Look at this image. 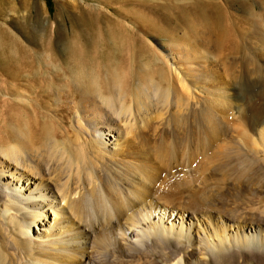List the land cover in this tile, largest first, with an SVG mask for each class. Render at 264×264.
Listing matches in <instances>:
<instances>
[{
    "label": "bare ground",
    "instance_id": "6f19581e",
    "mask_svg": "<svg viewBox=\"0 0 264 264\" xmlns=\"http://www.w3.org/2000/svg\"><path fill=\"white\" fill-rule=\"evenodd\" d=\"M259 1L261 4L256 0H239L249 14L245 16H248L252 23V27H250L252 31L249 36L254 42L242 41L243 34L239 28L238 31L242 34L241 38L236 36L231 28L223 26L220 21L217 23L218 35L215 39L217 44L215 41L214 45H218V51L220 49L221 51H228L227 55L223 57L226 58L230 55L236 57L237 60V63L233 64L235 66L234 69L232 68L233 71L228 70V72L231 71L232 75L227 72L231 78L236 79L234 87L231 86V88L237 89L235 92L233 91L234 94H237L235 99L242 103V123L237 126H234L236 120H233V116L230 118V113L232 108L238 112L240 107L236 102H231V104L230 101L232 100H226L227 96L223 95L220 89L217 91L218 93L222 92V94H217L225 96L224 102L228 101L232 107L228 105L229 103L226 106L221 102L222 100L220 101V98L215 99L213 97L210 101H201V103L197 101L198 104L200 103L199 107L188 110L190 101L188 104L185 101L193 98H191L186 86L189 84L185 83L188 77L186 73L199 71L194 79L197 83L204 84L206 70L204 72L203 69L206 68L200 66L201 69L197 67L193 69L194 65L188 66V63H191L189 62L191 61L190 55L188 56L189 52H185L180 47L174 46L175 48L163 49L167 55L161 56L156 50L147 49L145 51L146 49L143 50L144 47H137L138 45H133L130 41V44L120 42V37L116 36V33L115 39L119 42L109 46L111 37L110 39L108 35V37H104V33L101 34L99 40L101 48L93 51L88 46L92 39V35L89 33L85 35L80 31V33L73 35L68 32H59V38L62 41L69 40L71 36L83 39L85 49L81 52H75L69 47L66 48L64 52L67 57L60 62L55 55L61 51L62 45L58 46L60 43L45 48L47 59H45V67L40 69L41 75L55 74L57 76V74H62V77L66 79L61 84L63 91L58 97V102L53 103L52 109H49L52 112L46 113L38 110V108L42 109V106L40 103H36L34 99L39 100V93L33 98L36 106L33 105L24 116L17 113L16 105L10 106L6 100H0V124L3 119L6 121L5 116L10 109L9 127L0 125V200L7 199V201H3V209L0 210V212L2 211L0 213V264H85L86 262L94 264L86 253L88 245H91L97 255H102L101 258L107 257V253L111 252L107 248L114 247L118 243L119 235H126L124 223L135 228L141 222L143 224L146 221L149 222L152 215L158 214L157 206H154V201L150 198H152L153 189L158 187L157 185L161 180V189L157 190V197L160 201L168 206L176 202L196 211L210 209L217 203L218 197L216 195L219 196L220 191L218 193L213 192V190L210 191L212 188L204 182L210 176L205 171L210 168L212 170V167L222 172L219 174H223L224 177H234L233 181L235 184L236 181L239 182L240 186L242 183H247V185L256 186L258 184L260 187L259 184L264 183V67L262 70L257 67L253 60L255 57H252L251 52L258 50L264 54V0ZM248 32L244 33L246 37ZM197 44L199 43L197 42L193 46H197ZM201 44L205 45L202 42ZM201 44L200 47L203 50ZM204 50L206 49L204 48ZM195 52L197 53V51ZM204 54L202 53V55ZM148 57L152 58V63L144 65L145 69H143L144 67H140L139 64L144 61L143 59H150ZM11 58L15 67L19 59L21 66L26 69V61L28 59L32 61L34 55L17 48L13 51ZM173 63H178L179 67L187 64L186 73L183 69L184 78L181 77V79L179 75L173 74L178 70L175 68L178 65L174 67ZM53 68L56 70L54 71ZM211 82L209 83L212 84L213 82ZM222 82L219 85H222ZM229 83L232 84L231 81ZM220 88L222 89V87ZM212 92L214 93V91ZM172 96L176 98L173 102H175L174 108L177 110L173 113H167V111L158 113L159 116L155 114L157 121H161L158 119L166 116V126L164 125L165 128L162 127L163 130L160 134H158L160 128H156L158 130L156 133V125L153 126V147L146 149L147 153L140 151L138 148L140 144L146 146L145 142L151 141L149 137H147L148 141L145 138L146 135L150 136L148 135L149 131L154 125L152 121L156 122L151 116L154 114V106L161 105L160 108L163 106V109L168 110L172 106V101H170ZM151 110L153 114H151ZM126 115L135 120H131L134 123L128 124V128L125 129L131 139L125 134L122 137V132L118 130L120 127L116 128L118 126L116 118L126 117ZM138 116L139 119L141 117V122L136 120ZM74 119L77 121L76 126L71 125ZM90 128H93V132L88 131ZM98 131L106 137L117 132L118 140L123 138L125 142L118 144L113 155L112 153L106 155V146ZM3 132H6L7 142L1 138ZM87 132L90 133H88L89 138L84 136V133ZM157 134L158 139L156 138ZM134 140L140 143L138 147ZM109 150H113V148ZM151 153L157 160L161 161L163 166L169 169L167 174L164 175L165 172L162 169L155 167L154 161L156 160H152ZM30 159L33 160L34 164L33 166L26 165L27 169L31 170V173H28L23 168ZM180 159L184 162V164L180 162V166H186L187 170L183 169L178 172L173 168L179 165ZM44 163L46 165L53 164L50 174L54 175L52 179L55 188L59 191L62 200L66 201L70 215L64 218L65 221L63 220V224L58 227L56 234L50 233L43 239L35 236L36 238L32 240L29 239L31 234L28 233L34 224H37V219H40L41 216L40 212L38 213L36 210H42L44 207L39 209L38 205L32 202L34 199L31 197L28 198L30 201L22 198L20 196L22 191L20 190L24 189L28 182L29 185H33L31 184L32 180L48 182L47 179L45 180ZM192 168L203 170L202 172L196 170L198 174H195L196 171ZM18 172L20 173L17 174ZM6 174L9 175L6 181L10 180L11 182L2 183ZM63 175L68 176L67 181L73 178L77 185L80 184L78 185L80 189L79 193L77 192L78 198L75 199L74 194H71L69 181L61 183L62 185L59 184L64 177ZM212 175L215 174L212 173ZM218 178L215 179L218 180ZM12 182H15L14 188H10ZM196 182L199 183V186L196 185L197 190L193 189L194 191L190 194L188 191ZM228 182L230 181L228 180ZM38 187L39 185H35L36 189ZM45 188L44 190L48 191V194H53L52 187L47 184ZM242 188L245 187L242 185ZM28 191L30 193V188L25 190V193ZM215 193L217 194L215 195ZM71 195L74 199L71 198ZM231 195L233 196V194ZM178 196L183 197L181 199L176 198ZM247 202L249 203V200ZM221 203L223 205L225 201ZM9 211H13V213L7 215ZM223 211L222 213H224ZM230 211L231 213H238L233 209ZM261 212L264 214V210ZM231 213L230 217L233 215ZM160 214L166 215V213ZM262 218L264 219V217ZM161 220L162 218H157L155 223L146 222V229H143L141 233L139 232L140 236L136 235V244L128 247L130 253L127 255L138 258L135 260L136 264L148 262L151 252L154 251L158 252L167 264L181 263L182 260L178 259L176 253L186 248L181 247V242L185 236L189 237V235L186 234L187 232H183V227L179 226L180 228L177 230L173 229L172 224V228L162 226ZM236 223L238 225L233 231L237 228L240 236L237 233L225 234L222 226V231H215L216 235L212 240L210 237L199 238V244L204 247L207 258L203 263L190 260V264H239L238 254L233 250L235 248L239 251V259L243 260L242 263L253 258L259 259L262 253L260 254L255 250L264 247V236H260V233L264 232L261 227L264 224L251 222V226L248 227L239 226L240 221H236ZM33 234L35 235V232ZM257 239L259 240L255 241ZM187 240L189 239L187 238ZM149 241L150 247L148 248L146 243ZM115 253H119V256L115 257L116 261L113 259V264H125L122 259L124 251H115ZM113 256L115 255L112 254ZM190 257L193 259V256ZM104 260L108 261V259ZM104 260L100 264H104Z\"/></svg>",
    "mask_w": 264,
    "mask_h": 264
},
{
    "label": "rangeland",
    "instance_id": "374dc122",
    "mask_svg": "<svg viewBox=\"0 0 264 264\" xmlns=\"http://www.w3.org/2000/svg\"><path fill=\"white\" fill-rule=\"evenodd\" d=\"M256 1L259 4H261L259 0H256ZM240 7L242 8V10ZM243 9L244 8L240 4L239 0H0V78H1L0 100H6V102L9 103L10 106L12 104L16 105L17 113L24 116L27 113V111H30L31 107L35 105V103L33 102V98L36 96L37 93H39V100L34 99L36 103H40V106H42V109L38 108V110L42 112H46V113H51L52 111L49 109H52L53 103L58 102V97L63 91L62 89L63 87L61 86V84L66 79L62 77V74L60 75L57 74V76L55 74L41 75L40 69L42 67L43 68L45 67V59H47L45 48L49 45L60 43L58 44V46L62 45L60 47L61 51H59L58 54H55V55L58 61L62 62L67 57V54L64 52L66 48L69 47L75 52H81L85 49V45L83 44V39L76 38L74 36H71L69 40L62 41L59 38L60 33L68 32L73 35L76 33H80V31L81 33H84L85 35H88L89 33V35H92V39L90 43L88 44V46L93 51L99 50L101 48V44L99 40L101 39V34H104V33H105L104 37L109 36L108 37L109 39L111 37L110 39L111 42L109 43V46L115 45L116 43H118L119 41L115 39V33H116V36L118 35L120 37V42H123L125 44H128V43L130 44L131 42L133 45H138L137 47H141V48L144 47L143 50L146 49L145 51H147V49L156 50L157 52H159L161 56L167 55V53L164 51L165 49H171L174 46L178 48L180 47L185 52H189L188 56L190 55L189 58L191 59V61L189 62L191 63H188V66H190V64L194 65L193 69L195 67L199 69L206 68L203 70L204 72L206 70L207 73L205 72L206 74L205 83L204 84H201L200 82L197 83L194 78L197 77L196 75L199 73V71H196V73L195 72L191 73L190 71L189 73H186L187 71L185 72V69H187V64L182 65V66L180 65L179 67L178 63H173L174 67L178 65L175 68L176 69L178 68L179 70V71L178 70L175 71V73L173 72L174 75L175 74L176 76L179 75V78L183 77L184 75L183 69L186 75L188 74L187 81L185 83L189 84L186 86L189 90V94H191L190 95L191 98H193V99L185 101L187 104H188V101H190L188 110L195 109L196 107L198 108L201 101L202 102L210 101L211 98L213 99V97L215 99L220 98V101L222 100L221 102L226 104V106H227V103H229L228 101L232 100L230 101V103L236 102L238 104V107H240V110L238 112L235 108H232V111H231L232 114L230 113V118L233 116V120L234 121L236 120L234 122L235 123L234 126H237L242 123L241 116H242L243 109H241L242 103L238 102L237 99H235L236 98L235 95L237 94L236 93L234 94V92L237 89H233L234 87L233 85H235L234 83H236V79H234L233 77L231 78V75H232L231 71L228 72V70L230 69L232 70V68L234 69L235 67L234 65H235V62L237 63V60H236V57H233L230 55L226 56V58L223 57L227 55L226 53H228V51L227 52L225 50L221 51L220 49L219 51L221 52H219L218 51L219 47L218 45L215 46L214 42L216 41L215 44H217V40L215 39H217V35H218V32H217L218 24L217 23L219 21L223 24V26L229 29L231 28V30L236 34V36H240L241 38L243 34L242 41L248 40L247 41L248 43L254 42V41H251V38L249 36L251 35L250 32L252 31L250 28L252 27V23L249 20V17L245 16V15H249L247 13V10L246 9L243 10ZM244 11H246V13H244ZM236 24L238 27L236 26ZM244 28H247V29H244ZM238 30L242 31V34L241 32L239 33ZM246 31L247 32L249 31L248 34H246L247 37L244 34V33H247ZM194 42L195 43L198 42L199 44H197V46H193L195 44ZM201 42L204 44L207 42L205 45L206 46L208 45V46L206 47L205 45L201 44ZM180 44L181 46H179ZM188 44L192 46L190 47V45ZM200 44L201 46L203 45V50L201 49L202 47H200ZM17 48H21L22 50L28 51L32 55H34V59L32 61L30 59L26 61V64H27L26 69L21 66V62L19 59L17 61L16 67L11 62L13 51ZM111 48H116V47H111ZM204 48L206 50H204ZM193 49L194 50L196 49L195 51H197V53ZM253 51H251L252 57H255V59L253 60L255 61V64L257 65V67H259V69L261 68L260 70H262V68L264 67L263 66L264 65V54H261L258 50H256L257 51V55H256V51L255 50ZM205 52L206 54H204ZM193 53L196 54L197 56L194 55ZM202 53L204 55H202ZM254 53L256 56L254 55ZM198 54H199V57H198ZM259 54L261 55L258 56ZM151 59L152 58L143 59L144 61H141V63L139 64L140 67L142 66L143 68L144 65L152 63ZM192 59L194 61V64H192L193 63ZM204 60L206 61L204 62ZM197 68L196 70H198ZM143 69H145V67ZM53 70L55 71L56 69L53 68ZM227 72L228 74L231 73V75H228ZM228 76L230 77L231 80L229 79ZM208 78H210L211 80ZM230 81L232 82L231 85L229 83ZM209 82H211L212 84H210ZM220 82H222L223 86L219 85L221 84ZM219 86L222 87V89ZM231 86L233 87L231 88ZM202 87L204 88L202 89ZM217 89L218 91L220 89V91L223 92V95L227 96L226 100L228 101L227 102L225 101L226 103L224 102L225 96H219L218 94L219 93L222 94V92L218 93ZM212 91H214V93ZM225 92L227 93V95ZM174 99L176 98L172 96L170 101H172L173 107L171 106L170 108H168V110L163 109L164 108L163 106L161 107L162 108L161 110L160 108L161 105L154 106L155 107L153 108L154 110L152 109L154 111V114L151 110L152 113L151 112L150 113L153 114L151 116L154 118L153 120H155L156 122L152 121L154 125H152V130L149 131L148 135L150 136L146 135V138H145L146 141H148L149 139H151V141L145 142L146 146L144 144L143 146H141V144L138 141L134 140L135 141L134 143L137 145V147L140 144L138 147L140 151L147 153L146 149L153 147L154 145V138L152 140V136H153L152 132L154 129L153 126L155 125L157 126V127L155 126V129L160 128L159 129L160 132H158L157 129L155 130L156 133L158 132V134H160L163 128H165L164 125L166 126V119H165L166 116L158 119L161 121H157L155 118L159 116L161 113H164L166 111L167 113L175 112L177 109L174 108L175 107V104H174L175 102H173L175 101ZM197 101H200V103L198 104ZM230 103L228 105H230ZM246 105L248 104L246 103ZM230 107H232V105H230ZM157 109L159 112L157 111ZM8 115H10V109L6 113V116H5L6 121L3 119L2 123L0 124L1 126L9 127ZM127 117L128 115H126V117L125 116L117 117L116 119H117L118 126H116V128L118 129L120 127L118 130L122 132L121 133L122 137L125 134L126 136L129 137V139H131V136L128 134L127 131H125V129L128 128L127 126L128 124L134 123L135 120L134 118L130 116L128 117V120H127ZM137 118L138 119L136 120L138 122L142 121L141 117L140 119H139V116ZM131 120H134V121L131 122ZM160 122L161 123L163 122V123L161 124ZM76 123L77 121L76 119H74L71 125L76 126ZM88 131L93 132V128H90V130ZM88 133L89 132L84 133V136L86 138H89L90 133L89 134ZM116 133L110 134V137L109 136L106 137L99 132V136L102 138L103 143L106 146L105 147V150L107 153L106 155H109V154L111 155V153L113 155L114 149L117 150L116 147L118 146V144L125 142V139L123 138L122 139L119 138L118 140ZM158 134L156 136L157 139H158ZM6 137H7L6 132H3L1 135V138L6 141ZM147 137H149V139H147ZM111 148H113V150H109ZM151 155L153 156V157L151 156L152 160L153 159L156 160V161L153 160L155 167L157 168L159 167V169H162V171L165 172L164 175L167 174L168 173L167 170L169 169L166 168V166H163L161 161L157 160L154 154L151 153ZM180 162H183V161L180 159L179 165L174 166V168L172 166V168L176 169L175 171H178V172L182 171L183 169L187 170L186 166L184 165L180 166ZM33 164H34L33 160L31 161L30 159L27 163H25V166L23 169H26L25 170L26 172L31 173V170L27 169V166H33ZM44 164H43L44 165L43 167H44V172H45V177H46L45 180L47 179L48 182H39V181L36 182L35 180H32L31 184L33 185H29V182L26 183V185L28 184L27 185L28 188H30L31 190L30 193L29 191L25 193V190L28 189L25 185V188H24L25 190L24 189L20 190L22 191L21 193L22 195L18 194L25 200H27L30 197L34 199V201L32 199L31 200L32 202H34V204L36 203L38 205L39 209H42L44 207L42 210H38V211L36 210V212L38 213L40 212L41 216H40V219H37V224H34V227H32L30 229V232L28 233L29 235L31 234V236H29L30 237L29 239H32V240L36 237H38L39 239H43V237H45L46 235H49L50 233L56 234L55 232L58 229V227H60L61 224H63L64 218H66L67 215H70V210H69L68 205L66 204V201L62 200L61 195L59 196L60 194L59 191L55 188V183L53 182V179H52L54 178V175L50 174L52 173L53 167L51 166H53V164L52 163L47 164V165L46 163ZM194 170L195 171L198 170L202 172L203 169L195 168ZM210 170L211 168L205 171L208 174V176L210 174L209 176L210 178L209 177L206 178L208 180L204 182L206 183V185H210V187L212 188L210 189V191L213 190V192H217V193L218 191H220L219 196L217 193H215V195L217 194L216 197H218V200L216 202L218 203V201H220L218 204L217 203L215 204L214 206L215 208L212 207L207 210L200 209L196 211L195 209H190V207L188 209L184 205L177 204L176 202L173 205L169 204V206L164 204L157 197V190L161 189L162 180L159 182L158 185L156 184L158 187L153 189V195H152V198H150V200L154 201V206L155 205L157 206L156 210L158 214L155 215L156 217L152 215L151 216L152 219H150L149 222L146 221L147 223L149 224L151 222L155 223L157 222V218H162L161 220L162 226L166 228H172L173 226V229H177V230H179L180 227H183V232L184 233L187 232L186 234L189 235V237L185 236L183 238L184 240L181 242L182 243L181 247L183 246L186 248L182 249V251H179V253H176L177 251L175 252L178 259L180 258L182 260L180 264H190V260L193 262L195 260V262L203 263V261L207 257L205 256L206 254H205L204 247H202V245L199 244L200 242L199 238L210 237V239L212 240V238H214V236L216 235L215 231H218V232L222 231V228H221L222 226L224 228L225 234L227 233L236 234L237 233L238 236H240V232L239 230H237V228L235 229V231H233L235 226L238 225L236 221H240L239 226H248V227L251 226L250 224L251 222L252 223L257 222V223L264 224L263 222L264 219L262 218L264 217V214L261 212L264 210V189H263L264 186H262L264 185V183H262V185L260 183L259 184L260 187L258 186V184H257L258 186L257 187L256 185H251V184L247 185V183L246 184L242 183L240 186L239 182L237 181H236L237 185L235 184V181H233L234 177L225 176L226 177L225 178L223 174L222 175L219 174L222 172H220L217 168L213 169L212 167V170L211 171ZM19 173L20 172H18L17 174ZM196 173L197 171L195 172V174ZM212 173L215 175H212ZM7 176L9 175L6 174V177L2 180V183L11 182L10 180L6 181ZM63 176L64 177L61 179V182L59 184L61 183L63 184L64 182L67 181L68 176L67 175H63ZM50 177H51V180H50ZM217 177H219L218 180L215 179ZM73 180L74 182H72ZM228 180L230 182H228ZM68 181H67L68 185L69 187H71L70 188L72 192L71 194L72 195L74 194L73 197L75 199L78 198L77 197L79 196L78 191H80V189L78 188V185L80 184L77 185V183H75L76 182L75 179L73 178ZM12 183L13 184L12 186H10V188H14L15 182H12ZM47 184L48 186L52 187L53 194H48V191H45L46 190L45 185ZM35 185L37 186L39 185V187L36 189ZM196 185L199 186V183L196 182L195 184L194 183L192 184V187L188 191L190 194L194 191L193 189L197 190ZM242 185L243 187L246 188L247 191L245 190V188H242ZM74 187H76L77 189ZM236 187H239L240 189L239 188L237 189ZM259 188L261 189L259 190ZM74 189L75 191H73ZM239 190L240 192H238ZM222 191H223V194H222ZM231 194H233V196L235 195L234 199ZM249 194H251L252 196ZM72 195H71V198H72ZM37 197L39 198V200ZM182 197L178 196L176 198L181 199ZM220 198L222 199L219 200ZM40 199L41 201L42 200L44 201L41 202ZM247 199L249 200V203L247 202L248 201ZM28 200L30 201V199ZM3 201H7V199L0 200V206H1L0 210L3 209L2 208L4 206L2 205ZM222 201H225V203H227L228 201L229 205L228 204L225 205V203H223L222 205L221 203ZM229 201H232V202H229ZM218 206L220 207L218 208ZM224 207L226 208L224 209ZM231 209L235 210L238 213H235V212L231 213L230 211ZM63 211L64 212L68 211V212L64 213ZM222 211L224 213H222ZM198 212L200 213L198 214ZM0 213H2V211ZM12 213L13 211L12 212L9 211L7 215L12 214ZM160 213H166V215L164 214L161 215ZM230 213L233 214L232 217L229 216ZM250 217L251 218L253 217V218L251 219ZM146 222H144V224L141 222V224L139 226L137 225L135 228H132L131 227L132 225L130 224L124 223L123 224V227L125 230L124 232H127V233L126 235L118 236V243L116 244L117 246L114 245V247L113 246L108 247L109 249L112 248L110 250L107 248L108 251H111L107 253L108 255L107 257L101 258L102 255L101 256L99 254L97 255V253H95L94 250L91 248V245L90 246L88 245L86 249L88 258L92 259V262H94V264L103 263L104 259H108L107 261L108 263L106 262V260H104L105 261L104 264H113L112 262L113 259H115L116 261L115 257L119 256V253H115V251L123 250L124 255H122V259L125 261V264H136L135 260H137L138 258L136 256L130 257L127 255V253H130L128 250V247L136 244L135 243L136 235L140 236L141 231L143 229H146L145 228L147 225ZM189 225H190V229H189ZM261 227L264 231V225H262ZM33 232H35V235L33 234ZM114 234L116 235V233ZM260 236H264V232L260 233ZM187 238L189 240H187ZM258 240L259 239L255 241H258ZM149 243L150 241L146 243L148 248L150 247ZM233 250L236 252V254H238L237 258H238L239 264H264V256H263L264 247H260V249L255 250L259 252L260 254L262 253V256L261 255L259 256V259L253 258L244 263H242L243 260L241 258L239 259L240 254L238 253L239 251L237 250V248ZM112 254L115 256L112 257ZM190 256H193V259ZM148 262H145V263L146 264H167L166 262L163 261V258H161L159 253L156 251L151 252V257L149 258ZM141 263L145 264L144 262H141ZM85 264H89V262H86Z\"/></svg>",
    "mask_w": 264,
    "mask_h": 264
}]
</instances>
